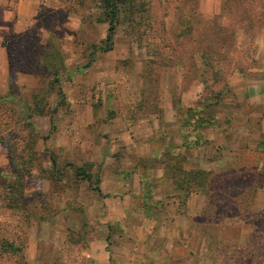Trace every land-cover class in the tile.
<instances>
[{"label": "rangeland", "instance_id": "1", "mask_svg": "<svg viewBox=\"0 0 264 264\" xmlns=\"http://www.w3.org/2000/svg\"><path fill=\"white\" fill-rule=\"evenodd\" d=\"M34 1L16 30L17 4L0 0V95L15 99L0 102V239L21 249L0 264H264V0H124L107 53L101 0ZM116 118L164 148L170 175L209 172L205 192L191 182L193 220L172 208L185 224L146 261L117 262L84 207L100 167L78 147L108 142Z\"/></svg>", "mask_w": 264, "mask_h": 264}, {"label": "crops", "instance_id": "2", "mask_svg": "<svg viewBox=\"0 0 264 264\" xmlns=\"http://www.w3.org/2000/svg\"><path fill=\"white\" fill-rule=\"evenodd\" d=\"M10 1L17 4L16 25L13 24V27L18 26L16 30H20L18 24L31 15V5L35 1ZM0 9L4 13L8 11L4 7ZM4 20H7L6 17ZM4 56L2 53L3 58ZM5 67L4 63V69ZM67 100L69 103L72 101L71 98ZM138 126L140 124L136 127ZM133 128L124 119L116 118L106 125L108 142L89 141L81 148L78 147L85 161H90L98 169L100 167L99 171L97 169L99 172L97 186L100 192H96L93 206L91 203H85L84 207L91 215L90 224L95 226V231L99 230L102 237L99 245L104 250L108 246L114 247L113 254L117 257V262L126 259L136 260L140 255L138 252L145 254L141 257L146 261L145 257L158 250L159 239H164V242L169 244L171 237L177 236L181 223L185 224L186 220L182 221L181 217L176 218L172 215L169 217L170 211L180 206L187 212L184 218L188 219L191 216L193 220L195 203L203 200V197L200 199L201 193L189 192L184 197L183 189H176V179L166 172L162 154L164 148L160 152L150 150L155 139L150 138L149 134H145L144 139H139L133 133ZM66 129L63 131L66 138L60 139L58 146H73L74 133L82 129L88 131L87 125L75 126L73 132ZM185 143L179 145L181 149L193 152V144L189 141ZM165 224L172 226L163 231ZM110 237L115 243L110 244L107 241ZM94 244L95 242H91L92 246ZM125 251L130 253V256L124 258L122 255ZM109 259L108 255L107 260Z\"/></svg>", "mask_w": 264, "mask_h": 264}, {"label": "trees", "instance_id": "3", "mask_svg": "<svg viewBox=\"0 0 264 264\" xmlns=\"http://www.w3.org/2000/svg\"><path fill=\"white\" fill-rule=\"evenodd\" d=\"M102 6L105 12V19H100L101 22H106L108 24L107 29V35L104 40V47H100V50L104 53H107L112 50L113 46V36L115 31V25L117 22V13H118V4L119 2H124V0H101ZM9 54V52H8ZM52 58V57H51ZM51 58L43 57V67L45 71H48L53 75V81L55 84H58L60 81L58 77V68L54 67L52 65ZM58 88V94L61 96V98L64 97V93L60 87ZM15 99L13 96L8 92L6 95L1 96L0 95V102H6V101H14ZM189 141V135L186 136L185 141H183V145H185V142ZM189 143L192 144L191 141ZM194 148V144L192 146ZM166 163V172L168 173L171 168H174L177 166V162L173 161L172 163H169L167 160L164 161ZM92 166V165H91ZM75 174L77 178L84 179L86 181H90L91 175H89L87 172H85V169L78 168L75 169ZM169 174V173H168ZM185 176L183 178H178L175 175H170L173 179H176V189H183L184 193L183 196L185 197L187 193L192 192V189L194 188L191 184V182H197L201 183L202 192H205V182L207 180V175H209V172H205L203 170H198L196 172H188L184 173ZM94 191L100 192L98 186L96 185L94 187ZM207 194V193H206ZM184 200V199H183ZM21 249L15 244V242L12 241V239L9 238H2L0 239V254L3 255H12V256H20L21 255ZM19 258V257H18Z\"/></svg>", "mask_w": 264, "mask_h": 264}]
</instances>
